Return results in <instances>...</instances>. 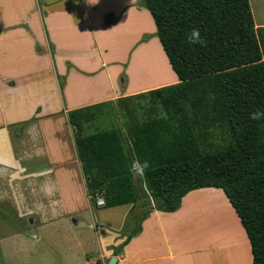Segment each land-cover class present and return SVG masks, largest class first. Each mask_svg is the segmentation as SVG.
<instances>
[{"label": "crops", "instance_id": "1", "mask_svg": "<svg viewBox=\"0 0 264 264\" xmlns=\"http://www.w3.org/2000/svg\"><path fill=\"white\" fill-rule=\"evenodd\" d=\"M155 33L141 0H0V206L13 208L15 223L29 218L32 226L3 218L2 251L11 240L18 256L34 250L39 216L42 227L77 229L91 213L99 250L83 253L86 264L112 256L117 264H252L249 238L221 188L190 191L174 212L151 210L120 254L115 248L126 239L134 204L98 206L88 193L68 112L179 82ZM148 54L162 71L149 68ZM74 241L85 245L81 236Z\"/></svg>", "mask_w": 264, "mask_h": 264}, {"label": "trees", "instance_id": "2", "mask_svg": "<svg viewBox=\"0 0 264 264\" xmlns=\"http://www.w3.org/2000/svg\"><path fill=\"white\" fill-rule=\"evenodd\" d=\"M142 1L179 82L148 91L165 114L131 118L130 150L118 129L84 134L106 104L68 112L88 193L94 201L101 194L104 207L134 204L120 254L151 210L174 212L190 191L221 188L249 238L252 264H264V27L256 28L249 0Z\"/></svg>", "mask_w": 264, "mask_h": 264}, {"label": "rangeland", "instance_id": "3", "mask_svg": "<svg viewBox=\"0 0 264 264\" xmlns=\"http://www.w3.org/2000/svg\"><path fill=\"white\" fill-rule=\"evenodd\" d=\"M141 2L143 4L142 0ZM249 2L254 17V23L257 25L256 28L264 27V0H249ZM152 55L153 54L151 53L150 56L152 57ZM150 56L149 54L147 55V64L149 68L153 66L155 69L159 68L162 71L161 65H158V58L156 55L155 59L150 58ZM147 73H149V77H152L151 69H149V72ZM103 109L104 112L98 117V119L86 124L84 134L89 135L98 131L115 128L120 131L121 137L124 139L125 143L127 140L129 141L126 133L128 129L127 124L131 118L136 121H144L149 118L157 116L159 117L165 114L160 99L157 96L150 94L148 91L141 95L131 97L128 102L124 101L122 105L120 104L119 100H116L113 105L104 106ZM128 109H131L130 113H127ZM25 126L22 125L20 128L23 129ZM41 132L42 133L40 135L37 132V135L44 137H39L40 140H45V132ZM27 141L26 144L28 146ZM28 147L25 149L28 150ZM44 148L46 147L44 146ZM39 149L40 146L38 150ZM41 161L42 160H40L38 164ZM132 164L134 167V160H132ZM43 166L44 164L42 161L39 167ZM134 172L138 183L141 182L142 173L141 171H137V166L134 169ZM4 188L6 191L9 190L7 187V180H4ZM83 198L87 205V199L85 195H83ZM98 208L99 207H97L96 204H92L93 211H97ZM84 216L82 215L81 217H84L85 224L77 229L73 227L68 229H61L60 227L51 229L48 226L42 227V225L39 224L41 218L40 216L37 217L38 221L37 228L35 229V238L33 240L32 232L30 238L31 244L32 242L34 243V250H32L33 247H31V249L27 250L24 254L18 256L13 249L15 241L11 240L5 244V251H2L0 246V264H86L83 253L95 257L99 250V241L96 230L89 227L90 223L93 221L91 213H84ZM3 218L9 221L8 223L11 225L13 223L14 225L17 224L20 227L30 226L32 228L29 218L23 219L21 221L18 220L15 223V212L13 208L8 206H0V233L4 231V225L1 223ZM127 221L128 216L126 218L123 230H127L126 232H131V222L129 225H127ZM227 225L229 226V222ZM123 230L121 234H124ZM229 234H233V236L236 237L239 235V231L238 229L234 230L233 228L229 231ZM65 235H69V237H66ZM79 236L85 239V245L83 247L77 245V243L74 241L77 240Z\"/></svg>", "mask_w": 264, "mask_h": 264}, {"label": "clouds", "instance_id": "4", "mask_svg": "<svg viewBox=\"0 0 264 264\" xmlns=\"http://www.w3.org/2000/svg\"><path fill=\"white\" fill-rule=\"evenodd\" d=\"M191 35H192V37H196L197 36L196 30H193V32L191 33ZM250 116H251L252 119H259L260 116H261V113L260 112L252 113V114H250ZM144 167H147V165L145 164ZM137 171H142V169L137 168Z\"/></svg>", "mask_w": 264, "mask_h": 264}, {"label": "built area", "instance_id": "5", "mask_svg": "<svg viewBox=\"0 0 264 264\" xmlns=\"http://www.w3.org/2000/svg\"><path fill=\"white\" fill-rule=\"evenodd\" d=\"M95 202L98 206H104L105 205V199L102 195H97L95 197Z\"/></svg>", "mask_w": 264, "mask_h": 264}, {"label": "water", "instance_id": "6", "mask_svg": "<svg viewBox=\"0 0 264 264\" xmlns=\"http://www.w3.org/2000/svg\"><path fill=\"white\" fill-rule=\"evenodd\" d=\"M117 262H118V257H117V256H112V257L109 259V261H108L107 264H117Z\"/></svg>", "mask_w": 264, "mask_h": 264}]
</instances>
